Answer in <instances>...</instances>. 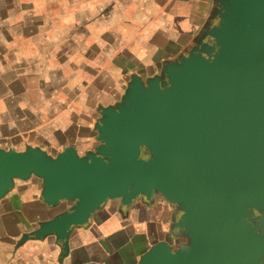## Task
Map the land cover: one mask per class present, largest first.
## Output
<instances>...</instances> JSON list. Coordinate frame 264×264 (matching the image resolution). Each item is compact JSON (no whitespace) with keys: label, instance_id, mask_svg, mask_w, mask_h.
Listing matches in <instances>:
<instances>
[{"label":"water","instance_id":"water-1","mask_svg":"<svg viewBox=\"0 0 264 264\" xmlns=\"http://www.w3.org/2000/svg\"><path fill=\"white\" fill-rule=\"evenodd\" d=\"M218 1L207 40L98 107L92 150L0 147V198L33 174L43 202H73L23 240L54 235L66 253L106 200L159 194L186 242L159 240L135 264H264V0Z\"/></svg>","mask_w":264,"mask_h":264},{"label":"crops","instance_id":"crops-1","mask_svg":"<svg viewBox=\"0 0 264 264\" xmlns=\"http://www.w3.org/2000/svg\"><path fill=\"white\" fill-rule=\"evenodd\" d=\"M218 9V0H0V36L11 45L0 41V147L92 150L97 106L118 102L131 74L160 75L207 40ZM41 190L31 174L0 198V264H135L159 240L180 242L179 211L162 196L106 200L72 227L66 253L54 235L23 240L73 204L50 206Z\"/></svg>","mask_w":264,"mask_h":264},{"label":"rangeland","instance_id":"rangeland-1","mask_svg":"<svg viewBox=\"0 0 264 264\" xmlns=\"http://www.w3.org/2000/svg\"><path fill=\"white\" fill-rule=\"evenodd\" d=\"M28 77H31V76H28V75H21V80L22 81H24L25 82V79H28ZM35 78H37V76H34V79ZM130 80V79H129ZM129 82V81H128ZM35 84V83H34ZM128 84V83H127ZM35 86H36V84H35ZM126 88H127V85H126ZM126 88H125V90H124V93H125V91H126ZM123 93V94H124ZM24 96V98L23 99H25V100H29V98H35V95L34 94H32V96H30L28 93L27 94H24L23 95ZM123 96V95H122ZM121 96V97H122ZM6 97V96H5ZM5 97H4V99L1 101V104H8L10 101H8L7 99H5ZM121 97H120V99H119V101L121 100ZM115 103H117V102H115ZM114 103V104H115ZM114 104H112V105H114ZM109 105H111V104H109ZM99 106H107V105H102V104H99L98 106H97V113H98V118L100 117V113H99V111H98V107ZM98 118H97V120H98ZM97 120L95 121V123L97 122ZM95 123H94V125H95ZM94 125H93V128H94ZM95 130V129H94ZM96 132V131H95ZM97 134V133H96ZM96 136V135H95ZM27 146H32V145H26L25 147H24V149H22V150H25V148L27 147ZM32 147H39V146H32ZM39 148H41V147H39ZM6 149V148H5ZM8 149H15L14 147H10V148H8ZM41 149H43V148H41ZM15 150H17V149H15ZM44 150V149H43ZM44 151H46V150H44ZM47 152V151H46ZM49 154V153H48ZM51 155V154H50ZM142 155H147V150H143V152H142ZM155 196H161V195H159V194H156ZM176 206V205H175ZM179 240H180V242L179 243H185L186 242V238L184 237V236H180L179 237ZM179 243H176V244H179Z\"/></svg>","mask_w":264,"mask_h":264},{"label":"clouds","instance_id":"clouds-1","mask_svg":"<svg viewBox=\"0 0 264 264\" xmlns=\"http://www.w3.org/2000/svg\"><path fill=\"white\" fill-rule=\"evenodd\" d=\"M0 41L4 42L6 46H11L7 41H3V37L0 36ZM0 108H2V105H0Z\"/></svg>","mask_w":264,"mask_h":264}]
</instances>
